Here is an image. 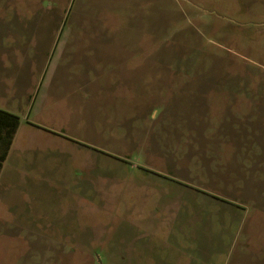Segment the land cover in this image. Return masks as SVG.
<instances>
[{"label":"rangeland","instance_id":"1","mask_svg":"<svg viewBox=\"0 0 264 264\" xmlns=\"http://www.w3.org/2000/svg\"><path fill=\"white\" fill-rule=\"evenodd\" d=\"M11 1L53 5L17 9L36 36L6 88L23 125L0 264H264V110H250L264 108V0ZM72 31L91 35L94 70L71 61L72 36L29 112L46 35ZM142 48L139 67L104 61Z\"/></svg>","mask_w":264,"mask_h":264},{"label":"crops","instance_id":"2","mask_svg":"<svg viewBox=\"0 0 264 264\" xmlns=\"http://www.w3.org/2000/svg\"><path fill=\"white\" fill-rule=\"evenodd\" d=\"M34 2H28L24 1L23 5H17L11 0H0V27L4 29V31L0 32V109L8 112H12L14 114H17L12 110L10 106V97L8 96V91L10 90L9 80L14 78L15 76V69L14 71L11 70V65L15 62L17 56L23 55L24 61L26 64H32V60L27 57V47L30 45V41L34 39L36 35H33L31 33V24L33 17L26 16L24 13L18 11L17 9H31V8H48L53 5L48 4L46 7L44 5L39 4H33ZM13 9V16L12 18L6 17V11L8 9ZM64 9V8H63ZM66 10H64L65 12ZM4 14V15H3ZM63 14V13H62ZM65 14V13H64ZM67 14V13H66ZM7 18H5V17ZM65 16V15H64ZM27 26V27H26ZM30 26V27H29ZM25 29V30H24ZM73 36L72 39L77 40L76 43L72 42L70 44V57H72V62H77L79 65L82 64L84 67L94 70L95 65V56L96 52L94 48H87V41L91 39V35L89 33H80L76 32H57L55 34L51 33L46 35L47 41L51 40L53 44L52 52L50 53L49 59L46 60V66H45V72L43 74V80L41 83V86L39 88L38 93L31 101L28 111L33 113H41L44 109V104H46L47 99L49 97V94L46 89V83L48 77L52 75L53 72L57 69L59 65V61L62 57L61 51L65 50V48L68 47L69 40ZM107 36V35H106ZM109 38L107 39H113L114 34L108 33ZM40 42L41 39H38ZM80 41V42H79ZM82 41V42H81ZM42 42V41H41ZM84 42V43H83ZM40 45V44H39ZM83 45H86L82 48ZM41 46V45H40ZM36 51H39L38 48H36ZM91 51V52H90ZM137 51V50H136ZM134 53H128L126 51L114 50L112 52L108 51L105 54V63L106 65L111 68L113 71L124 68L126 65L133 66V67H139L141 65V56H150V50L141 49L140 51ZM49 53L47 52L46 55ZM93 55V56H92ZM92 56V58L88 57ZM83 57V58H80ZM94 57V58H93ZM88 58V59H87ZM13 67V66H12ZM54 70V71H53ZM211 85V86H210ZM211 88H220L223 87H237L232 85H220L216 82L209 83L207 87ZM8 88L9 90H6ZM256 99L252 100L250 104L253 106ZM259 105L264 103L263 98H259V101L257 102ZM250 110L254 112L261 113L262 110H264L263 106H260L258 109H253V107L250 108ZM18 115V114H17ZM20 117V116H19ZM6 118L4 115L0 113V159L3 157L5 153V140H4V134L6 130ZM7 127L9 125V122L7 121ZM22 121L20 117V123L18 126V129L14 135L13 141L9 147V150L7 154H5V160L3 161V165L0 168V207H3L2 210H0V232H6L10 233L15 228V215L17 212V209L20 208V205L18 204L10 206H7V202L9 200V197L11 196L13 198V192L14 189V180H8L4 178L6 168L10 166V162L13 159V154L15 150V140L19 132L22 128ZM28 128L36 129L39 131H45L49 134L55 135V136H63L64 138H67V136L60 134L56 130L49 129L48 127L44 126L43 124H40L38 122H27ZM11 167L19 168L18 166H14L13 162H11ZM16 170V169H15ZM22 213H20V226H24L22 223Z\"/></svg>","mask_w":264,"mask_h":264},{"label":"trees","instance_id":"3","mask_svg":"<svg viewBox=\"0 0 264 264\" xmlns=\"http://www.w3.org/2000/svg\"><path fill=\"white\" fill-rule=\"evenodd\" d=\"M0 113L5 116L6 123L9 122V125L7 127V124L5 123L6 130L4 134V140H5V153L3 157L0 159V168L3 165V161L5 160V154H7L9 147L13 141L14 135L18 129L19 123H20V117L17 114H14L12 112L4 111L0 109Z\"/></svg>","mask_w":264,"mask_h":264}]
</instances>
